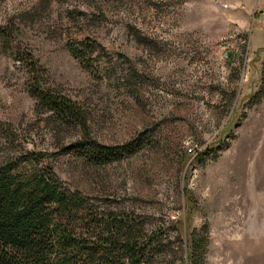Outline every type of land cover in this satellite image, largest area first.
<instances>
[{
	"label": "rangeland",
	"instance_id": "obj_1",
	"mask_svg": "<svg viewBox=\"0 0 264 264\" xmlns=\"http://www.w3.org/2000/svg\"><path fill=\"white\" fill-rule=\"evenodd\" d=\"M0 24L99 143L146 137L102 165L54 154L78 132L34 107L0 46V160L42 151L69 187L140 216L153 264H264V0H0ZM85 37L92 70L66 48Z\"/></svg>",
	"mask_w": 264,
	"mask_h": 264
},
{
	"label": "trees",
	"instance_id": "obj_2",
	"mask_svg": "<svg viewBox=\"0 0 264 264\" xmlns=\"http://www.w3.org/2000/svg\"><path fill=\"white\" fill-rule=\"evenodd\" d=\"M17 33L12 26L0 24V46L26 68L24 84L34 107L46 113L58 130L78 132L54 154L70 153L87 164L102 165L146 146L143 134L122 144L94 139L85 112L45 83L29 51L12 46ZM76 42L78 47L66 43L67 50L83 68L92 70L91 53L98 44L86 37ZM47 157L32 151L0 160V264H153L161 243L154 232H146L141 217L69 187ZM168 264L185 263L179 259Z\"/></svg>",
	"mask_w": 264,
	"mask_h": 264
},
{
	"label": "built area",
	"instance_id": "obj_3",
	"mask_svg": "<svg viewBox=\"0 0 264 264\" xmlns=\"http://www.w3.org/2000/svg\"><path fill=\"white\" fill-rule=\"evenodd\" d=\"M186 149L188 150V152H192L193 151L192 147H187Z\"/></svg>",
	"mask_w": 264,
	"mask_h": 264
}]
</instances>
